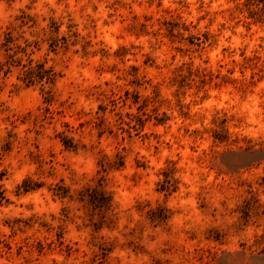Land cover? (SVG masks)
Instances as JSON below:
<instances>
[{"label":"clouds","instance_id":"clouds-1","mask_svg":"<svg viewBox=\"0 0 264 264\" xmlns=\"http://www.w3.org/2000/svg\"><path fill=\"white\" fill-rule=\"evenodd\" d=\"M0 264H264V0H0Z\"/></svg>","mask_w":264,"mask_h":264}]
</instances>
